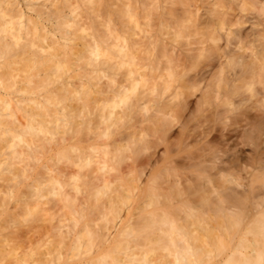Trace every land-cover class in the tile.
<instances>
[{"label":"clouds","instance_id":"9594fccd","mask_svg":"<svg viewBox=\"0 0 264 264\" xmlns=\"http://www.w3.org/2000/svg\"><path fill=\"white\" fill-rule=\"evenodd\" d=\"M28 3L0 30V264H264V191L244 157L222 175L231 207L174 201L157 195L162 149L136 126L198 91L186 78L218 41L184 37L199 36L191 63L158 56L144 42L158 0Z\"/></svg>","mask_w":264,"mask_h":264},{"label":"bare ground","instance_id":"6f19581e","mask_svg":"<svg viewBox=\"0 0 264 264\" xmlns=\"http://www.w3.org/2000/svg\"><path fill=\"white\" fill-rule=\"evenodd\" d=\"M9 2L12 5L9 11L0 10V30L5 26L16 27L28 16V0ZM114 4L115 0H105L106 9ZM136 5L148 9L153 0H136ZM157 7L161 11L152 14V33L144 42L148 48L154 45L158 56L174 53L183 62L191 63L195 52L192 45L199 36L218 41L215 46L209 45L198 70L186 78L189 88L198 89L196 93H186L178 107L156 103L146 121H136V126L142 125L148 132L154 154L160 145L165 146L157 154L165 164L157 182V195L174 201L191 196L202 207L224 211L236 197L225 190L222 175L243 167L242 151L237 148L255 143L264 145V0H158ZM193 14L195 26L186 31L185 22ZM92 20L97 23L94 17ZM221 24L226 30L231 29L230 35L220 31ZM197 33L199 36L192 41L184 38ZM191 120L200 129V139L194 143L207 148L214 147L208 139L212 126H220L222 141L232 145L231 167L223 166L217 150L206 153L209 150L204 148L199 154L180 156L193 143L187 141L188 137L176 142L177 145L168 142L172 129L184 135ZM232 127L237 133L228 136ZM122 134L128 135L129 130ZM173 144L174 148H170ZM253 152L258 155L259 151ZM259 164V174L253 179L258 185L252 191L264 189V162ZM213 189L218 191L214 194ZM256 207H264V202L257 201Z\"/></svg>","mask_w":264,"mask_h":264},{"label":"rangeland","instance_id":"374dc122","mask_svg":"<svg viewBox=\"0 0 264 264\" xmlns=\"http://www.w3.org/2000/svg\"><path fill=\"white\" fill-rule=\"evenodd\" d=\"M195 122L191 120V122L188 123V131L187 129L184 132V135H181L178 133V131H176L175 129H172V131L170 132V139L168 142L170 143H175L177 145L176 142H180L182 141V139H185L186 137H188L189 139H187L188 142H193L191 143L187 150L185 152H182L180 154V156H183L185 153L189 154V153H201L202 150L205 148L209 151H207L206 153H209L213 150H217L218 156L222 159V161H224V167H231V165H233L232 163V158H233V153H232V145L225 143L224 141H222L221 139V131H220V126H218L217 124H215L214 126H212V129L210 131V134L208 136V139L211 141V143L214 145V147L212 148H207L204 147L202 145V143H194V141H198L200 139V129L195 128ZM235 133H237L235 127L230 128L228 136H234ZM168 143V145L170 144ZM180 144V143H179ZM160 149H165L164 145H160L159 146ZM170 148H174V144L172 146H170ZM249 148V146L244 145V147H240L237 148L239 151H242V156L244 157V165H249L251 166V174L253 176V179L256 178V176L259 174L258 173V168H259V162H264V153L261 155V161H259V157H260V153L264 151V147L259 150L258 155L254 154V152L252 151L251 153L247 154L246 156H244L243 150ZM179 157V156H177ZM244 171L247 172L248 169L244 168ZM257 182L254 181L253 182V186H257ZM256 190V189H255ZM257 191V190H256ZM261 191H264V189H262Z\"/></svg>","mask_w":264,"mask_h":264}]
</instances>
